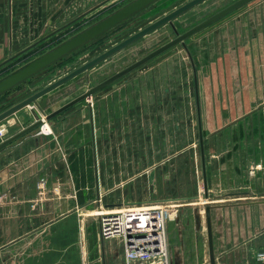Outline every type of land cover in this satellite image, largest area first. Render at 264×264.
<instances>
[{
    "label": "rangeland",
    "instance_id": "rangeland-1",
    "mask_svg": "<svg viewBox=\"0 0 264 264\" xmlns=\"http://www.w3.org/2000/svg\"><path fill=\"white\" fill-rule=\"evenodd\" d=\"M131 1L74 0L73 6L81 11L77 16L80 19L76 17L78 20L71 27L57 34L47 35L41 43L22 52L15 61L0 69V79ZM188 1L190 0L154 1L1 94L0 113ZM234 1L236 0H205L178 16L173 23L180 33H184ZM226 21L241 23L248 30L255 31L257 35L248 41L249 46L246 48L248 50L244 48L241 50L237 45V48L227 56L218 59L215 54V57H212L211 50L216 47L218 38L223 35ZM65 23L66 21H63L60 26ZM260 32H264V0H251L187 38L185 45L179 43L173 46L100 89L92 98L83 99L51 119H47V115L56 109L174 39L177 36L175 29L167 23L43 94L36 101L26 105L22 111H26L32 117L30 121L32 123L43 119L42 125L45 128L44 123H47L48 132L57 131L66 138H79L82 137L81 123L89 120L90 111L96 107L98 108L96 121L100 123L96 135L99 139H103L106 133L104 128L106 105H113L118 113L116 121H120L119 107L126 102L133 107L126 106L130 109L124 110L130 112V115L133 114L128 122L130 137L136 136L138 126L142 125L145 128L147 123L154 119L155 124L160 127V130L156 131L159 132L156 136L167 141L170 139L169 144L149 147L145 153V160L142 157L138 161L137 155L129 160L132 173L135 175L134 172L143 171L176 154L179 165L178 180H182L181 184L184 188L185 185L193 188L196 186L193 180L198 177L201 186L195 194L196 197L191 201L200 202L199 205L203 207L207 203L204 200L203 171L200 163L196 169L191 162L195 161V155L200 159L201 137L208 142L207 148L211 160L223 154L226 156L225 160H230L231 167H235L227 180L229 186L234 185L235 189L244 191L253 187L255 180L261 182L264 178V78H256V75H264V61L260 60L262 51L257 45L259 37L264 35ZM191 57L196 67L197 84ZM224 60L228 62L220 66L219 64ZM217 75L224 76L219 80L216 78ZM143 90L150 91L147 100L141 97L142 93H140L135 98L133 95H130V98H123L125 101L121 102V92L126 96L129 92H143ZM197 92L202 128L199 122ZM147 101L154 104L153 109H148L144 105V103L148 104ZM9 119L6 121L8 124L16 118ZM138 120L141 122L136 125ZM42 125L36 129L42 128L47 131ZM131 126H134V129H131ZM17 129L18 127L10 131L13 133ZM117 132L121 133L119 130ZM123 134L128 136L125 131ZM129 149L130 153L137 154L141 152L142 147L132 142ZM260 156L262 159H257ZM256 159L262 161L257 162ZM258 166L263 173H254ZM213 170L215 171L216 168L213 167ZM213 196L215 197L216 194ZM244 199L249 200L240 198V201H247ZM105 201L103 194V197L101 195V198L97 199L96 207L81 209V217H88L89 221L99 225L101 217L96 214L99 208L105 210L113 208L108 207ZM209 203L216 202L210 200ZM161 205L166 209L169 218L170 211L167 204ZM55 230L47 233V236H42V240L39 241L28 242L23 233L16 242H3L2 239L0 264H89L88 251L85 250L86 226H82L80 234L70 225L63 226V233L61 226ZM106 239L123 242L120 236Z\"/></svg>",
    "mask_w": 264,
    "mask_h": 264
},
{
    "label": "crops",
    "instance_id": "crops-1",
    "mask_svg": "<svg viewBox=\"0 0 264 264\" xmlns=\"http://www.w3.org/2000/svg\"><path fill=\"white\" fill-rule=\"evenodd\" d=\"M73 3L74 0H0V69L41 43L47 35L57 34L76 23L81 11ZM63 21L66 23L60 26ZM229 21L224 23L223 35L211 50L212 57H225L237 45L241 50H248V41L257 35L241 23ZM258 42L262 51L260 60L264 61V35ZM194 75L196 83L195 66ZM222 76L216 78L220 80ZM259 77L264 75H256ZM140 93L145 100L150 96L148 90L129 92L126 96L121 92V102ZM147 103L144 105L148 109L154 108V104ZM126 106L130 105L126 102L120 105V121H116V109L112 104L106 105L103 139L96 135L100 123L96 121L98 108L95 107L90 111L89 120L81 123L82 137L66 138L57 131L48 132L46 127L47 131L38 128L0 149V244L2 239L16 242L22 233L28 242L39 241L60 226L63 233L64 225L72 226L80 234L82 226H86L85 250L89 264H126L123 242L104 239L100 224L81 217V209L96 207L97 199L104 194L106 205L118 209L167 204L171 264H211L207 206H212L216 264L260 263L259 254L264 251V178L261 182L255 180L254 186L244 191L229 186L227 180L235 167H231L223 154L211 160L208 142L203 139L200 159L193 155L195 161H191L196 169L200 163L203 171L204 200L207 201L203 207L200 202L191 201L201 186L198 177L193 180L196 184L193 188L190 185L184 188L182 180H178L176 154L134 175L129 160L136 155L138 161L142 157L145 160L149 147L169 144L170 139L156 136L160 127L154 119H146L150 121L147 126H138L136 136L130 137L128 122L133 114L124 110L132 106ZM23 108L0 121V143L32 124V117ZM198 113L202 128L200 101ZM13 117L16 119L6 123ZM132 142L142 147L140 153H130ZM259 170L260 166L254 173H263ZM240 198L249 200L240 201ZM210 200L216 203H209Z\"/></svg>",
    "mask_w": 264,
    "mask_h": 264
},
{
    "label": "water",
    "instance_id": "water-1",
    "mask_svg": "<svg viewBox=\"0 0 264 264\" xmlns=\"http://www.w3.org/2000/svg\"><path fill=\"white\" fill-rule=\"evenodd\" d=\"M156 0H132L131 2L127 3L126 5L122 6L121 8L115 10L114 12L110 13L109 15L105 16L98 22L94 23L90 27L78 32L74 36L70 37L69 39L63 41L53 49L45 52L44 54L34 58L33 60L29 61L19 69L13 71L12 73L6 75L2 79H0V95L6 92L7 90L14 87L16 84L20 83L21 81L25 80L29 76L33 75L34 73L38 72L39 70L47 67L48 65L52 64L53 62L59 60L63 56L67 55L77 47L81 46L82 44L86 43L87 41L95 38L96 36L102 34L109 28L115 26L116 24L120 23L121 21L125 20L126 18L130 17L134 13L138 12L139 10L145 8L149 4L153 3ZM205 0H190L187 3L183 4L182 6L176 8L175 10L169 12L168 14L164 15L163 17L157 19L153 23L149 24L148 26L144 27L143 29L139 30L138 32L134 33L133 35L127 37L126 39L120 41L107 51L101 53L94 59L90 60L89 62L85 63L84 65L80 66L79 68L75 69L74 71L66 74L62 78L58 79L57 81L53 82L52 84L48 85L47 87L41 89L40 91L34 93L30 97L16 103L15 105L9 107L5 111L0 113V121L7 118L11 114L15 113L19 109L25 107L26 105L30 104L31 102L36 101L40 96L43 94L51 91L52 89L56 88L57 86L63 84L64 82L70 80L74 76L80 74L81 72L91 68L92 66L96 65L97 63L107 59L108 57L112 56L116 52L120 51L124 47L128 46L129 44L135 42L136 40L140 39L141 37L153 32L154 30L158 29L159 27L170 23L176 32V37L167 43L161 45L160 47L156 48L155 50L151 51L138 61L132 63L128 67L122 69L118 73L112 75L108 79L102 81L101 83L95 85L82 95L76 97L75 99L71 100L70 102L66 103L65 105L61 106L60 108L56 109L49 115H47V119H51L52 117L58 115L59 113L63 112L64 110L70 108L74 104L78 103L79 101L92 98L93 94L99 91L100 89L104 88L105 86L109 85L110 83L116 81L117 79L121 78L122 76L126 75L127 73L133 71L134 69L140 67L144 63L148 62L149 60L157 57L158 55L164 53L165 51L169 50L173 46L183 43L185 45V40L192 36L193 34L199 32L200 30L204 29L205 27L209 26L210 24L214 23L215 21L219 20L220 18L226 16L227 14L231 13L232 11L236 10L237 8L241 7L242 5L248 3L251 0H236L227 7L221 9L214 15L208 17L207 19L201 21L197 25L193 26L192 28L188 29L184 33H180L174 23L173 20L176 19L178 16L182 15L183 13L187 12L188 10L194 8L195 6L199 5L200 3L204 2ZM190 54V53H189ZM192 59V57H191ZM197 84V78H196ZM197 90V85H196ZM197 102L199 106V96L197 92ZM200 115V113H199ZM43 119L37 120L28 127L24 128L23 130L19 131L18 133L12 135L11 137L5 139L0 143V149L12 141L16 140L17 138L21 137L22 135L32 131L42 125ZM202 140V137H201ZM212 206L206 207V219H207V227H208V241H209V251H210V262L211 264H216V258L214 253V237H213V226H212V213H211ZM264 253V251H263ZM264 264V261L258 263Z\"/></svg>",
    "mask_w": 264,
    "mask_h": 264
},
{
    "label": "built area",
    "instance_id": "built-area-1",
    "mask_svg": "<svg viewBox=\"0 0 264 264\" xmlns=\"http://www.w3.org/2000/svg\"><path fill=\"white\" fill-rule=\"evenodd\" d=\"M99 209L100 234L104 239L122 237L126 264H171L162 205ZM258 259L264 261V253Z\"/></svg>",
    "mask_w": 264,
    "mask_h": 264
},
{
    "label": "bare ground",
    "instance_id": "bare-ground-1",
    "mask_svg": "<svg viewBox=\"0 0 264 264\" xmlns=\"http://www.w3.org/2000/svg\"><path fill=\"white\" fill-rule=\"evenodd\" d=\"M44 125H45L46 127H48V126H47V123H45ZM43 128H44V126H43Z\"/></svg>",
    "mask_w": 264,
    "mask_h": 264
}]
</instances>
